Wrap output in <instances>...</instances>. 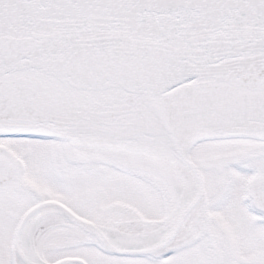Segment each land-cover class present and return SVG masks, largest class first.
Instances as JSON below:
<instances>
[{"label":"snow or ice","instance_id":"6c2138e0","mask_svg":"<svg viewBox=\"0 0 264 264\" xmlns=\"http://www.w3.org/2000/svg\"><path fill=\"white\" fill-rule=\"evenodd\" d=\"M0 264H264V0H0Z\"/></svg>","mask_w":264,"mask_h":264}]
</instances>
